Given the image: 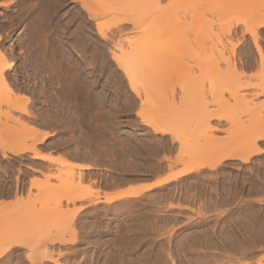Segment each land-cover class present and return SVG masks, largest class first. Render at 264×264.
Masks as SVG:
<instances>
[{
  "label": "rangeland",
  "instance_id": "1",
  "mask_svg": "<svg viewBox=\"0 0 264 264\" xmlns=\"http://www.w3.org/2000/svg\"><path fill=\"white\" fill-rule=\"evenodd\" d=\"M85 1L99 13L98 19H91L77 0H0V55L15 65L6 75L9 86L0 81L3 144L19 138L33 145L47 132V138L35 144L38 151L49 146L68 160L86 161L95 171L87 177L83 169H74L70 182L78 183L82 171L81 190L71 185L65 193L56 162L55 171L32 180L28 196H21L26 203L15 200L0 207V249L17 240L22 243L0 264H39L43 249L61 264H264L263 242L256 255L248 257L249 244L235 249L224 238L232 233L250 243V234L258 240L264 234V151L249 162L236 158L210 166L228 152H248L251 140L264 134V109L258 111L264 104V77L257 75L260 54L241 22L254 8L264 11V0H205L200 16L220 22L214 36L203 30L202 43L192 51L200 64L188 78L159 70L145 75L146 82L157 83L151 81V88H167L157 87L146 98L133 94L127 78L119 79L122 72H116L112 59L116 39L123 35L115 39L112 31L124 0ZM250 3L255 5L251 8ZM189 20L180 25L189 26ZM99 25L109 38L100 36ZM195 27L185 29L193 36L199 33ZM259 32L264 48V27ZM234 45V59L246 70L240 77L227 72L219 55L222 48L231 54ZM75 77L87 85L89 121L79 122L72 114ZM163 92L170 96L165 98ZM206 110L221 120L205 123ZM151 122L167 125L170 133L156 134L147 125ZM258 143L264 148V139ZM0 150L5 156L10 152ZM187 158L194 161L184 163ZM186 164L201 167L148 193L100 202L108 183L128 176L160 178ZM87 187L98 192L68 199L69 192L84 194Z\"/></svg>",
  "mask_w": 264,
  "mask_h": 264
},
{
  "label": "bare ground",
  "instance_id": "2",
  "mask_svg": "<svg viewBox=\"0 0 264 264\" xmlns=\"http://www.w3.org/2000/svg\"><path fill=\"white\" fill-rule=\"evenodd\" d=\"M77 1H81L83 3V9L88 12L91 19H96V18L98 19L99 13L96 11V9L94 7H92L90 5V3L86 2L85 0H77ZM123 3H124L123 4L124 7L122 6L123 7L122 10L120 9L119 17L117 18V22H116L117 25L115 24L116 29L112 31L113 32V35H112L113 38H115L116 36H119L120 34H123V35H120V38H118V39L115 38L117 40V44L115 45L116 52H114L112 54V59L117 64L116 72H118L119 70H121V72H122L119 79H122V81H124V79L127 78L128 83H129V85L133 91V94L138 98H142L143 95L146 98V96L148 97V95L149 96L151 95L150 94L151 91L156 92L155 88L158 87L157 88L158 90H159V88H164L163 84L162 85L160 84V87H159V85H157V87H155V88H153V86H152V88H153L152 89L151 86H149V85H152L151 81H153V80L150 81L148 79L146 82V79L149 78L148 74H152L154 72V70H156V71L159 70V72L161 71L162 74L165 73V74H168L172 77L176 76L175 78H177V77L182 78V77L190 76V73L193 70L194 66L200 64L199 60H198V62L194 61L195 51H194V53L192 51L196 45H199L202 43L201 39H202L203 34H204V33H202L203 30L207 29L208 33L210 35L214 36V28L220 22V19H216V18H205L204 19L200 16V11H201L202 7L205 6V0H124ZM252 5H255V4L253 3V4L248 5V6L251 7ZM248 6L246 8H249ZM173 7L175 10L173 9ZM166 8L168 11L171 10L173 15L170 16L169 15L170 11L168 13V11H166ZM242 9L243 8H241V10ZM237 11H238V9H237ZM251 11H253V13L251 12L249 18L247 20L246 19L241 20V22H242V24H244L246 26V31H248L252 35V37L254 38L255 46L258 50V53L260 54V61H261L260 67L262 70V69H264V48L262 47V45L259 42V40H260L259 29L264 27V11L261 9H257V8H256V10L254 8ZM161 12H162V15H161ZM164 12H167V14H165ZM174 13H176V14L174 15ZM163 14H165V15H163ZM182 16H184L185 18H188V17L190 18L189 22L186 21V23L188 22L190 27L194 28L197 25L195 28H196V30L198 28L199 33H196V31H195V33H196V34H194L195 37H193L194 35L191 36L190 33L188 32L190 29L189 26H186V24H185V26L180 25V21H182ZM185 18L182 22L185 21ZM186 27H187L188 31L185 29ZM98 30H99L98 32H99L101 37L109 38L110 34L106 30H104L103 27L100 28V25H99ZM228 31H230V30H228ZM201 33H202V36L200 35ZM137 34L138 35L141 34V35L138 36ZM210 39H212V38H210ZM236 47H237L236 45H234L232 47V53L229 55L228 54L226 55V51H224V48H222L223 50L220 49L219 55L223 58V60L228 65V67H227L228 71L227 70L226 71L229 73L234 72V74H239V77H240V75L246 74L245 73L246 70H245L244 66H240L238 64L237 60L234 59V56L236 55ZM195 55H197V54H195ZM187 60H193V62H195V63L197 62V64L194 63L195 65L191 64L192 65L191 66L190 64L186 63ZM0 63H1L0 81H3L4 86L8 87L9 84H8V80L6 78L5 72L7 69H13V67L15 65L13 64V61L6 60V56H4L3 54L0 55ZM77 65H79V64L77 63ZM80 67H81L80 65H79V67L77 66V68H80ZM197 67L199 68V66H197ZM261 70H260L259 74H257V75L260 76V74H262L261 78H263L264 72L262 73L263 70L262 71ZM145 75L147 78L144 80ZM78 77H80V75H78ZM78 77H75V78H78ZM141 78L145 82L142 81ZM81 79H82V77H81ZM155 82L153 81L152 83L156 86L157 83H155ZM157 82H158V80H157ZM262 84H263V82H262ZM86 86H85V81H82V80L80 81L79 78L77 80H75L72 84L73 95H74V100H73V102H74L73 108L74 109L72 111L73 112L72 114L74 115L73 117H75L74 119L78 120L79 122H81V121L85 122L86 119L89 121L90 117L88 118L87 116L91 115V114L88 115V113L90 112L89 110H88V112L85 111V110H87L86 109L87 107L90 109V107L89 106L86 107V105H88V103L91 102V101H89V96H88V93L86 92ZM262 87L263 88H261L262 89L261 93L263 94L264 93V86H262ZM166 90H167V88L166 89L164 88L165 92H166ZM165 92H163L164 94H161L162 96L164 95V97L166 95L170 94L168 91L167 92L169 94L165 93ZM174 92H177V91H173L172 98L175 96L174 94H176ZM159 93H162V92H159ZM261 93L259 92L258 94H261ZM154 94H156V93H154ZM165 98H167V97H165ZM206 105H207V103H206ZM261 107H259L258 111H260L261 109H264V104H262ZM206 111H204V112H206ZM209 112L210 113L212 112V113L209 114ZM209 112L207 111V115H205V116L203 113V116H204L203 118H205V117L207 118V121L205 123H209L210 120L212 121V119H218V120L220 119L221 120V118H220L221 115L219 117L218 116L216 117L215 116L216 113L214 114V112L210 111V110H209ZM29 114L31 115V113H29ZM261 114L263 116L262 112H261ZM206 118H205V120H206ZM147 125L151 126V128L154 130V132L156 134L166 135V134L170 133V129L168 128L167 125L161 126V124L154 123V122H151ZM9 126L7 125L6 129L11 131L12 128H11V126L10 127ZM24 127L26 129L32 131V132L34 131L36 134H41L39 132V130H37L38 128H36V129L33 128L34 126L31 127L29 125L24 124ZM1 130L2 129L0 128V148L4 149L5 151H10L14 154H21V153L31 151L34 153L35 157L41 155L40 154L41 152L37 150V148L35 147V144L36 143L37 144L42 143L47 138V136L49 134V133L47 134V132L42 134L39 137V140L35 144L33 143V145L24 144L25 142L22 141L23 142L22 143L21 139H19V138L15 139L12 143H10V145H4L3 141H2ZM260 139H264V134H259L251 140V142L254 143V144H251V142H250V145L253 146L252 147L253 149L251 148V150H249L248 152H244L242 150L241 151L239 150L238 153L228 152L227 154L222 155L215 162L210 163V166L216 168L220 164H222L223 161L229 160V159L232 160V159H236V158H240L243 162H249L251 160L252 156L259 155L260 153H262L264 151V148H262L258 143V141ZM6 144H8V143H6ZM7 147H8V149H7ZM43 156H45V155H43ZM46 157H45V159H47L49 161H54V162L59 163V165L61 167L60 168V174H63L62 175V188H63L62 190H64V192H65V189H67V187H69V189H70L71 185L73 187L75 186L74 190H76V191L81 190V187H82L81 181L83 178L82 171H80L78 174V178H79L78 183L74 184L73 181L70 182V180H71L70 177L74 174V169H80V170L88 169V168H90V164L89 165L88 164L83 165V164L71 162L68 159H66V157L64 158L62 156L61 157L59 156V158H56V157L54 158L51 156H48L47 158ZM192 161H194L193 158H187L184 161V163H191ZM200 167H201L200 164H188V165L186 164L184 167L180 168L179 170L172 171V172L168 173L167 175L159 178L152 186H158L159 187L161 185L171 183L172 181L178 179L179 177L187 176L191 173H194L195 171L199 170ZM66 168L68 170H66ZM65 173H66V175H64ZM36 182L39 183L37 179H36ZM149 187H151V186H149ZM87 189L88 190L90 189V190L88 192L86 191L84 194L77 193V192L76 193H74V192L70 193L69 192L68 193V199L70 198V199H72V201L76 200V199H83V197H85L87 195L91 196V194L93 195V193L98 192V190L95 191L94 189H91L90 187H87ZM148 189L149 188H143V189H138V190L135 189V190H131V192L128 191V193L125 192L124 195H123V193L119 194L118 197H116L117 195L115 197L114 196L113 197L108 196L106 199H107V202H113L116 199H124V198L131 197V196L141 195L144 191H146ZM72 190H73V188H72ZM64 192H63V194H64ZM97 194H99V193H97ZM120 195H122V196H120ZM63 197H67V194H64ZM15 203H26V200L24 201V199L22 197L17 198ZM83 208H81V207L78 208L77 212L74 215L75 216L78 215L79 212ZM250 235H251V238L250 237L249 238L252 239L250 241V243L248 240H247L248 242H246V239L244 240L243 238H240L238 235L232 234V233H230V234L227 233L226 235L224 234V236H225L224 238H226V241H228L227 239H229L230 242H232V248H235V249H240V248L243 249V247H246L249 244V247L246 248L248 250L247 251L245 250V251L247 252L248 257L249 256L253 257L254 255H256L257 249L258 248L260 249V247H261V245L259 243L263 242L262 244H264V234L261 236V239H259V240H258V237L256 235H254V233L250 234ZM246 238L248 239V236ZM18 241L19 240L14 241V242L4 246V248L0 249V260L5 256H9V255L11 256L13 254V252L16 250L15 248L22 246V243L20 241L19 242ZM224 243H225V241H224ZM225 244L227 245V243H225ZM228 245H230V244H228ZM229 247H231V246H229ZM262 247H264V245H262ZM249 249H250V253L248 254ZM43 250H44V253L38 258L39 264H47V263L48 264H51V263L61 264L60 262L58 263V260L56 259V257H54L53 253H50L49 250L47 252V249H43ZM16 252H15V254H16ZM28 258L32 259L31 261L36 262V260L33 257H28ZM205 263H207V262H205ZM33 264H34V262H33Z\"/></svg>",
  "mask_w": 264,
  "mask_h": 264
},
{
  "label": "crops",
  "instance_id": "3",
  "mask_svg": "<svg viewBox=\"0 0 264 264\" xmlns=\"http://www.w3.org/2000/svg\"><path fill=\"white\" fill-rule=\"evenodd\" d=\"M14 69L15 66L13 69H7L5 74L9 76L13 73ZM40 152L41 155L37 157L34 156L33 152H25L21 154L8 152L5 156L0 150V207L10 204L17 200V197L21 198L22 195L26 198L29 194L31 183L34 178L44 179L48 172L55 171L56 162L45 159L46 156L54 158H59V156L64 157L62 153L56 152L53 148L46 145L40 147ZM69 161L83 165L86 164V161L76 160L74 158ZM19 169L22 171L21 174L18 173ZM94 172V166L91 165L90 168L83 169V173H85L87 177ZM18 176H20L19 181L17 179ZM158 179L159 178L157 177L143 178L142 176H134L124 178L118 182L108 183L102 187V197L100 202L101 204H106V198L108 196L115 197L117 195L116 197H118L119 194L123 193L124 195L125 192L128 193V191L131 192V190L135 189L149 188L142 194L148 193L158 187L152 186ZM33 192L37 193V190L35 189ZM120 200L121 199H116L113 202L116 203Z\"/></svg>",
  "mask_w": 264,
  "mask_h": 264
}]
</instances>
